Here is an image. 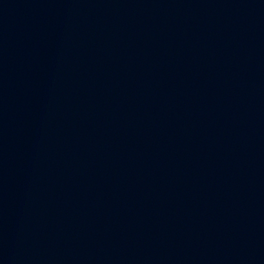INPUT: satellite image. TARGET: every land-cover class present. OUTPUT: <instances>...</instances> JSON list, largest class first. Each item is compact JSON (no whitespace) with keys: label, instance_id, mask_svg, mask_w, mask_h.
Segmentation results:
<instances>
[{"label":"water","instance_id":"1","mask_svg":"<svg viewBox=\"0 0 264 264\" xmlns=\"http://www.w3.org/2000/svg\"><path fill=\"white\" fill-rule=\"evenodd\" d=\"M0 264H264V0H0Z\"/></svg>","mask_w":264,"mask_h":264}]
</instances>
